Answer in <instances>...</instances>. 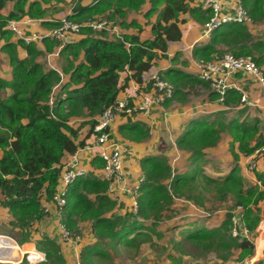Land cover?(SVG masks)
<instances>
[{"label": "trees", "instance_id": "obj_1", "mask_svg": "<svg viewBox=\"0 0 264 264\" xmlns=\"http://www.w3.org/2000/svg\"><path fill=\"white\" fill-rule=\"evenodd\" d=\"M197 1L149 0L150 8L145 16L157 14V20L152 24L151 37L145 40L127 35L119 40L82 28L84 38L60 51L66 62L61 69L63 80L55 71L45 70L36 61L40 52L31 44L24 46L28 53L24 59L17 57L15 45L8 46L11 81L0 78V92L11 91L5 97L0 96V207L10 217L8 226L24 235L22 239L16 237L18 244L32 242L36 250L44 254L45 261L40 264H66L60 246L54 240L48 237L34 239L29 225V231L25 230L27 222L31 224L43 216L50 217L41 208L40 201L42 197L50 200L55 192L59 180L55 166L62 157L84 146V139L91 136L97 118L115 103L123 89L118 83L120 73L131 72L135 82L141 84L142 75L149 72L157 61L166 58L169 44L181 40L180 26L186 23V15L204 24L210 20V11L203 10ZM60 2L62 0H0V12L12 4L5 16L0 13V36L4 37L9 32L6 29L8 22L25 17L43 19L45 6H56ZM144 3L145 0H92L88 6L77 3L67 18L79 24L94 18L115 20L124 15V11H139ZM241 5L250 23L264 20V0H242ZM247 24H224L211 33L208 43L195 46L193 54L207 58L218 46L236 50V56H249V48L258 52L264 43L253 37ZM126 44H130L129 49ZM52 45L56 47L57 43L53 41ZM81 54L83 60L76 63ZM252 59L256 65L260 61ZM172 83L174 93L167 101L182 99L183 95L186 96L183 93L186 87L202 84L210 90L208 83L180 72L174 73ZM55 86L58 88L53 92ZM51 96L53 103L50 106L47 101ZM240 99L239 91L232 88L225 93L223 104L236 105ZM76 119H82L78 126L71 124V120ZM234 121L227 125L216 120L194 122L177 139V148L190 154L191 169L187 173H174L164 157L141 159L143 180L136 196V214L113 213L116 204L108 196V181L92 176L78 178L69 187L63 213L64 225L69 231L75 230L77 219L88 220L98 239L138 249L142 243H150L153 237L162 238L159 225L176 196L185 190L192 192L199 184L202 187L214 184L217 194L229 195L235 206L243 210L245 229L255 234L261 214L264 216L259 206L264 203V173L256 172L257 184L248 186L239 175L237 166L216 179L203 174L201 168L204 150L218 144L221 132H229L233 143L246 155L264 145L258 140L249 148L250 141L258 133L257 122L244 125ZM127 126L130 139L146 136L144 128L137 129L139 124ZM84 128H87L86 136L81 140ZM231 218V215L226 216L218 228L189 233L187 239L214 243L219 250L239 251L238 261L243 262L252 254L253 244L245 237L232 235ZM258 246L257 254H260L261 240ZM25 249L31 250L32 246L27 245ZM102 254L98 244L88 246L82 252L83 261L88 264L90 255L101 257Z\"/></svg>", "mask_w": 264, "mask_h": 264}, {"label": "crops", "instance_id": "obj_2", "mask_svg": "<svg viewBox=\"0 0 264 264\" xmlns=\"http://www.w3.org/2000/svg\"><path fill=\"white\" fill-rule=\"evenodd\" d=\"M242 0H230L226 3L223 13L228 14L232 12V8ZM203 0H198L196 4L202 8ZM79 3L81 6H88L92 4V0H62L56 6L46 5V12L44 14L42 23L26 27V32H36L42 33L44 30L52 28L54 26L53 22L50 20H58L62 17H68L72 14L74 6ZM12 4H8L5 9L0 13L5 16L7 11L11 9ZM150 8L149 0H145L144 5L140 8L139 11H124V15L116 17V21L120 26V34L124 37L127 36H136L140 40L149 39L151 37V27L157 20V14L151 15L149 17L145 16L147 11ZM203 9V8H202ZM204 10V9H203ZM264 10V6H263ZM186 23L180 26L181 29V40L179 42H172L169 44L168 51L166 53V58L160 59L155 63L152 69L142 75L143 80H147L149 76L154 72H159L160 75L166 79L169 83H172L174 80V73L180 72L188 75L195 76L199 81L204 84L206 82L200 80L196 76L195 63L198 61H207L215 55L216 52H212L209 57L202 58L199 55L193 54L194 47L205 45L209 42L210 36H206L204 23H201L195 17L186 15ZM71 21V20H70ZM264 21V20H263ZM263 21L253 24L252 22L247 24L249 32L253 35L255 31L259 32L263 27L261 24ZM223 26V25H222ZM258 34V33H255ZM255 34L253 37H255ZM261 36V35H260ZM257 37V36H256ZM84 38L83 34L75 35L73 37V43L79 42ZM259 38V37H258ZM260 41L264 43V39L260 38ZM53 41L45 40L42 43H33L31 44L40 52V55L36 58V61L45 67V57L48 54H51L55 51V46L52 45ZM16 46V55L19 59H24L28 57L27 50L25 45L17 40V38L11 32H7L4 37L0 36V78L5 81H11V64L9 60V45ZM221 47H216V51L220 50ZM258 53H262L260 56L256 57L259 59L257 66L261 68V71L264 75V47L259 48ZM218 53V52H217ZM216 57V56H214ZM213 57V58H214ZM212 58V59H213ZM207 59V60H206ZM83 60V55L79 56V60L76 63H79ZM53 63L60 70L63 66L66 65L64 57L60 55L57 58H53ZM177 75V74H176ZM119 86L123 89L119 92L117 98L122 97L124 94L130 95L132 100L137 102L141 99L140 91H134L136 82L132 78L131 72H122L120 73ZM228 83L231 87H234L239 90L240 95L244 94L247 98L249 104L241 103L230 104L229 106L218 101L217 96H212L209 89H206L202 84L196 85L193 87H186L183 89V93H186V96L183 95L182 99H173L165 101L162 105L155 106L152 111L148 114L135 113L130 117L117 116L110 128L112 137L130 148V154L125 157L124 162V177L126 179L127 188L137 185L143 174L140 167V160L144 157H164L166 158L168 164L171 166L172 170L176 174H183L189 172L191 166L189 164L190 154L187 151H183L177 148L176 141L177 139L191 126L192 123L198 121L211 122L213 120L219 121L227 125L230 121H236L238 124H253L257 122V132L253 139L250 141L249 148L252 147L254 142L261 140L264 143V89L256 81L255 78L248 74L238 73L232 78L228 79ZM208 85V84H207ZM10 90L6 89L4 92H0L1 97H5L10 94ZM182 97V96H181ZM242 110L243 113L238 116H233L229 114L227 119H222L225 112L229 110ZM98 120V118H97ZM82 119L71 120L72 125H78ZM234 121V122H235ZM78 122V123H75ZM139 124L137 129H142L146 131L145 137H139L137 139H130L129 129L127 128L128 124ZM87 129L82 130L80 139H84L86 136ZM224 134H229L228 140H230L229 146H231L232 151L235 153L238 159V165L241 168L240 175L244 183L248 186L257 184L256 172L264 173V160L260 159L257 162V167L251 171L249 169L251 161L254 162V158L250 159V155L240 152L238 145L233 143L232 135L227 132H221L220 140L214 148L204 150V161L201 164L203 174L211 178H221L226 175L234 165H230L229 168H225L224 171L214 170L213 174H207L203 169V165L208 162L209 159L216 156L222 158L229 157V146L227 152H222V138ZM84 146L79 147L78 149H84L85 147L90 146L93 143L92 137L84 139ZM1 151V150H0ZM252 157V155H251ZM80 159L82 165L87 170V176L97 177L102 179V163L96 159L89 156L87 151L80 152ZM236 159V160H237ZM181 170L175 169V164H183ZM235 164V163H234ZM238 167V168H239ZM239 168V169H240ZM217 176H216V175ZM213 175V176H212ZM108 196L115 201V208L113 213L116 215H124L129 212V206L133 200L132 194L128 192H121L119 189L114 190L113 193H109ZM48 201L45 197L41 198L40 204L42 202ZM261 211H264V203L259 204ZM236 215L237 220V229L239 232H243L245 229L243 223V210L238 208ZM0 217L10 220V217L5 209L0 207ZM41 222V221H40ZM39 222V223H40ZM63 222L58 217L50 215V217H45L42 222L36 223L34 225L33 238L38 239L40 237H48L49 239L54 240L61 250V254L66 261V264H83V250L88 246L97 245L92 244L95 241L93 235H95L91 228V234L89 235V240H80V242L67 241L64 242L61 240L59 232V223ZM92 225V224H91ZM221 225V224H220ZM218 225L217 228L220 226ZM214 229V228H212ZM208 229V230H212ZM247 231V230H246ZM249 233V232H248ZM253 244V254L249 258L245 259L243 262L238 264H259L264 262V216L261 214V220L255 234H250L247 238ZM262 241V247L260 254H257L258 242ZM26 244V243H25ZM32 247L35 248L34 243H29ZM99 245V244H98ZM238 252L239 251H235ZM229 264H237L236 262H230Z\"/></svg>", "mask_w": 264, "mask_h": 264}, {"label": "built area", "instance_id": "obj_3", "mask_svg": "<svg viewBox=\"0 0 264 264\" xmlns=\"http://www.w3.org/2000/svg\"><path fill=\"white\" fill-rule=\"evenodd\" d=\"M228 1L230 0H203L202 8L204 10H209L211 13L210 20L204 24L207 37L210 36L215 29L224 24L250 23V19L242 7L241 1L232 8L231 13L224 14L223 10ZM42 21L43 20L25 17L20 21L8 22L6 29L14 34L17 40L24 45L42 43L45 40L55 41L57 43L55 51L45 57V67L55 71L62 80L64 76L61 70L54 65L53 58H57L64 47L73 43V37L75 35H80L82 28H88L95 34L123 40L120 34L119 23L116 20L105 18L88 19L86 22L79 24L70 21L66 17H62L58 20H50V22L54 23V26L44 30L42 33L26 32V27L40 24ZM126 46L127 49L130 48V44H126ZM195 68L197 72L196 76L209 84L210 90L217 96L218 101L221 103L224 101L227 90L232 88L236 89L230 86L228 79L238 73L252 76L264 89V75L261 68L255 64L250 56H236L231 53H225L209 61H198L195 63ZM57 88L58 86H55L53 92H55ZM136 90L141 93L139 102L132 100L129 94H124L122 97L117 98L115 103L104 109L98 117L97 123L93 127V132L90 136L93 139V143L84 149H77L74 153L65 155L61 158L58 165L55 166L59 171V180L51 199L48 201L44 200V202L41 203V208L45 213L62 220L67 205L69 187L78 178L87 176V170L82 165L80 159V152L84 150L87 151L90 157L96 158L102 163V179L109 183L108 194L118 189L121 192L131 193L133 200L129 206V212L133 214L137 213L138 203L136 201V196L143 178L140 179L137 185L131 186L130 189L127 188V181L124 177L123 168L125 157L130 154V148L116 141L111 135L110 128L117 116L130 117L135 113H150L155 106L162 105L167 99L172 98L174 86L164 80L159 72H154L147 80H142L141 84L136 83L134 91ZM240 101L241 103L249 104L244 94H241ZM47 103L50 106L52 105V96L48 99ZM262 152H264V145L256 150L254 154ZM254 167L255 164L251 163L249 169L253 170ZM231 222V233L234 237H249L248 231L244 230L241 233L237 229L236 217H232ZM58 234L64 242L72 241L76 243L79 240V237L75 238L72 236L63 222L59 223ZM5 238L15 244L13 247L14 249H10L11 255L13 251H16L18 254V258L14 260V264L21 263L23 259L27 264H40L45 261L44 254L37 251L36 248L32 247L30 251H22L21 248H23V245H19L10 237L5 236ZM0 264L4 263L0 261Z\"/></svg>", "mask_w": 264, "mask_h": 264}, {"label": "rangeland", "instance_id": "obj_4", "mask_svg": "<svg viewBox=\"0 0 264 264\" xmlns=\"http://www.w3.org/2000/svg\"><path fill=\"white\" fill-rule=\"evenodd\" d=\"M261 24H263L264 27V21ZM254 34L259 37V39H264V28H261L259 32L255 31ZM248 51L250 52L249 56L254 59L262 54L255 52L251 48H249ZM215 52L214 56H221L225 53L236 54V50L226 47H221L220 50ZM242 113V110L231 109L229 112H225L222 119H227L229 114L238 116ZM228 136L229 134H224L221 141L222 152L224 153L227 152L230 143ZM228 152L229 157L222 158L216 156L212 158V160L209 159L208 162L202 166L206 173L213 174V169L223 172L225 168L234 165L237 166L240 175L241 168L238 165V159L235 160V153L231 150V146H229ZM254 153L255 152L251 154L252 158L251 155L249 157L251 159L254 158V162L252 161V163L257 167L258 160H264V152L259 154ZM183 166L184 163L179 165L175 164V169L181 170ZM209 186L204 185L202 187L199 184L196 185L195 190L192 192L185 190L182 194L176 196L173 205L165 211L163 215L164 219L159 225L162 238L156 239L153 237L150 243H142L138 249L134 247L128 248L125 246H118L115 243L109 242L108 239H98L93 235L95 241L92 244H99V248L104 254H102L101 257H93L90 255L88 264H229L230 262H236L238 264L242 262L238 261L239 253L235 252L236 250H232L231 252L219 250L214 243L205 242V240L190 241L187 239L189 233L217 228L218 225L223 223L226 216L231 215L232 217H236V215H238L237 212L239 209L235 206L231 197L229 195L222 196L217 194L214 184H210ZM44 219L45 217L43 216L40 220H35L31 224L27 222L25 230L29 231L27 227L29 225L30 231H34V225L40 221L42 222ZM70 232L73 237H79L77 242H80L81 239L87 242L91 234V221L77 219L76 229L70 230ZM3 236L10 237L16 241V237L22 239L24 235L17 229L12 230L7 224V219L0 217V237L4 238L3 241L0 242V251H2L0 252V254H2L0 261L4 264L9 262H11L9 264H14L12 261H7L9 259V253H7V251L10 252V249L14 248ZM27 245L30 244H23L21 250L24 251ZM252 254L250 256H252ZM82 263L86 264L87 262L84 260ZM18 264H27V262L23 259L22 262Z\"/></svg>", "mask_w": 264, "mask_h": 264}, {"label": "bare ground", "instance_id": "obj_5", "mask_svg": "<svg viewBox=\"0 0 264 264\" xmlns=\"http://www.w3.org/2000/svg\"><path fill=\"white\" fill-rule=\"evenodd\" d=\"M3 237H5V236H3ZM3 239H4V238L0 237V242H2ZM5 239L9 241V239H7V238H5ZM8 241H7V242H8ZM4 242H5V241H4ZM4 242H3V243H4ZM9 242H10L11 245L14 247L15 244L12 243L11 241H9ZM24 249H25V248H24ZM25 251H30V249H25ZM0 252H2V251H0ZM7 253H9V254H8V258H9V259H8L7 261H12V262L14 263V260L18 258V254H17V252L14 251L12 255H11V253H10L9 251H7ZM11 256H12V257H11ZM0 258H2V254H0ZM9 263H11V262H9Z\"/></svg>", "mask_w": 264, "mask_h": 264}]
</instances>
